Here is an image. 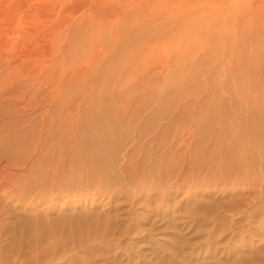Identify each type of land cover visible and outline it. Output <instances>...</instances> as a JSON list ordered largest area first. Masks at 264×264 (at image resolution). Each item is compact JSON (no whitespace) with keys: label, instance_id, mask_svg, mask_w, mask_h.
<instances>
[{"label":"rangeland","instance_id":"rangeland-1","mask_svg":"<svg viewBox=\"0 0 264 264\" xmlns=\"http://www.w3.org/2000/svg\"><path fill=\"white\" fill-rule=\"evenodd\" d=\"M263 141L264 0H0V264H264ZM232 188L236 237L204 203ZM161 189L182 203L149 230Z\"/></svg>","mask_w":264,"mask_h":264},{"label":"bare ground","instance_id":"bare-ground-1","mask_svg":"<svg viewBox=\"0 0 264 264\" xmlns=\"http://www.w3.org/2000/svg\"><path fill=\"white\" fill-rule=\"evenodd\" d=\"M89 135H91V134H89ZM97 135V134H96ZM98 135H100V133L98 134ZM89 138V137H88ZM102 138H104V137H102ZM107 138H112V136L110 135L109 137H107L106 136V140H108ZM98 139H100L101 140V138H100V136H98ZM257 139H259V138H257ZM103 140V139H102ZM105 140V139H104ZM105 140V141H106ZM112 140V139H111ZM83 141V140H82ZM91 141V140H90ZM110 141V140H109ZM258 142H259V140H258ZM264 142V141H263ZM104 143V142H103ZM107 143H108V141H107ZM106 143V144H107ZM110 143V142H109ZM83 144V143H82ZM99 143H97V145H98ZM257 144V143H256ZM94 145H96V144H94ZM104 146H106L105 145V143L103 144ZM255 145V144H254ZM264 145V144H263ZM109 146V145H108ZM107 146V147H108ZM257 146V145H256ZM91 147V146H90ZM90 147H88V148H90ZM110 147H112V146H110ZM109 147V148H110ZM98 148V147H97ZM104 148V147H103ZM112 148H114V147H112ZM111 148V149H112ZM253 148V147H252ZM258 148V147H257ZM100 149V148H99ZM82 150V149H81ZM87 150V149H86ZM92 150V152H91V155H92V157H90V158H94V159H96L97 160V162H102V160H104V159H106V158H104L103 156L104 155H100L101 153H99L100 151H96L95 149L93 150V149H91ZM264 150V149H263ZM260 151V150H259ZM240 152V151H239ZM261 152V151H260ZM264 152V151H263ZM82 153V152H81ZM240 154H241V152H240ZM251 154V153H250ZM256 154V153H255ZM105 155H107V154H105ZM259 155H261L260 153H259ZM108 156V155H107ZM110 156V155H109ZM112 156V155H111ZM244 157V156H243ZM87 158V157H86ZM89 158V159H90ZM111 158H113V157H111ZM115 158V157H114ZM50 159L52 160V157H50ZM259 161H261L262 162V165H261V163H259L260 165H261V169H260V167H259V170H258V172L261 170V172H262V174L264 175V154H263V156L262 157H260L259 156ZM59 160V159H58ZM61 160V159H60ZM109 160H111V159H109ZM108 160V161H109ZM90 161V160H89ZM107 161V160H106ZM112 161V160H111ZM258 161V162H259ZM61 162V161H60ZM113 162V161H112ZM257 162V163H258ZM91 163V162H90ZM241 163V162H240ZM35 164H36V162H35ZM62 164V163H61ZM101 164V163H100ZM258 164V165H259ZM63 165V164H62ZM61 165V166H62ZM99 165V164H98ZM245 165V164H244ZM31 166H33V165H31ZM95 166H97V165H95ZM257 166V165H256ZM34 167V166H33ZM48 167V166H47ZM35 168H37V167H35ZM50 168V167H49ZM99 168H101V166H99ZM113 168V167H112ZM241 168V167H240ZM31 169V168H30ZM33 169V168H32ZM39 169V168H38ZM48 169V168H47ZM47 169H45L46 170V174H45V176H49L51 173L52 174H55V173H57L58 171H59V169H58V167L56 168V169H52L51 170V172H49L50 171V169H49V171H47ZM182 169V168H181ZM180 169V170H181ZM62 170V169H61ZM60 170V171H61ZM108 170V169H107ZM233 170V169H232ZM99 171V170H98ZM247 171V170H246ZM34 172V171H33ZM35 172H38V171H35ZM39 172H40V170H39ZM61 172H63V171H61ZM105 172V171H104ZM180 172V171H179ZM248 172V171H247ZM32 173V172H31ZM181 173V172H180ZM33 174V173H32ZM39 174V173H38ZM42 174V173H41ZM44 175V174H43ZM179 175V174H178ZM183 175H184V173H183ZM182 174H180L179 176H183ZM263 175H261V176H263ZM113 176V175H112ZM46 177V178H47ZM178 178H180V177H178ZM188 178V177H187ZM264 178V177H263ZM39 176L38 175H35L34 176V178H32V184L34 185V186H37L36 185V182L37 183H39ZM176 180L178 181V179H175V181H173L172 183H171V185L169 186L170 188H172V191H174V193H177V192H179L186 184H185V182H186V180L184 181V177L182 178V179H180L177 183H176ZM191 180V179H190ZM189 180V181H190ZM169 183V184H170ZM175 183V184H174ZM187 183V182H186ZM262 183V182H261ZM39 185H40V183H39ZM56 184H54V186H55ZM208 185V184H207ZM167 186V185H166ZM204 186V185H203ZM56 187V186H55ZM193 187V186H192ZM191 186H190V184L189 185H187V188H186V190L184 191V194H183V197L186 199V200H194L193 198L195 197V195L196 194H199V193H197L196 192V194H195V190H193L194 188H192ZM243 187V186H242ZM192 188V189H191ZM207 188V187H206ZM244 188V187H243ZM249 188V187H248ZM174 189V190H173ZM196 189V188H195ZM245 189V188H244ZM247 189V188H246ZM250 189V188H249ZM252 189V188H251ZM150 190V189H149ZM157 190V189H156ZM161 190H163V189H161ZM198 190V189H197ZM158 191V190H157ZM156 191V192H157ZM208 191V190H207ZM239 190L238 189H236V188H232V189H230L227 193L225 192V196H230V198L228 199V200H221V201H219L218 199V201L214 198V197H210V199H208V201L206 202V199H205V201H204V203H206V207L205 208H207L208 210H211V212H209V214L211 215L212 213L213 214H215V215H217V216H214L213 214L210 216L211 217V220H212V222H213V225H212V230H217L218 229V231H219V229H225V225H226V231H228L229 233L228 234H230L231 236H234V234H235V232H236V230H235V232H234V230H233V228H232V226H235L236 224H231V225H228V224H225V219H226V215L224 216L223 214H222V216H220L219 214H220V212H222V213H232V214H234V213H242L243 214V212H242V210L244 209H242L241 208V204H244V205H246V204H248L249 203V197L248 196H250V195H248L247 197H246V195H244V196H242V195H240V193L243 191V190H241L240 191V193L238 192ZM246 191V190H245ZM142 192V191H141ZM159 192H161V191H159ZM158 192V193H159ZM206 192V191H205ZM204 192V193H205ZM239 194H238V193ZM244 192V191H243ZM248 192V191H247ZM154 193V192H153ZM203 193V194H204ZM238 194L237 196H235V194ZM152 194V192H148L147 191V195L146 196H142V193L140 194V195H138V197H135V198H132L131 197V199H129L128 201H127V203H128V205H129V208L127 209V211H126V214H128V217L126 216V214L123 216L124 218H125V216H126V218H125V221H127L126 219L128 218V221L130 220L131 222H132V220H133V223H134V225L132 226V227H135L138 231H141V230H144V229H142L141 227H140V224H139V221L137 220L138 218L137 217H139V216H136V215H139V213L137 214V212L135 211L134 212V209L132 208V206L133 205H135V203L137 204V203H139V205H141L142 204V206H140V207H143V205H144V208H145V206H147L148 207V204L151 202V200H152V198H151V195ZM195 194V195H194ZM207 194V193H206ZM209 194V193H208ZM245 194H247L246 192H245ZM251 194V193H250ZM262 194H263V192H262ZM192 195L194 196V197H192ZM256 195V194H255ZM136 196V195H135ZM207 196V195H206ZM224 197V196H223ZM254 197H256L257 199H258V204H257V202H256V204H257V206L255 205L254 206V208L252 207V209L250 208V204L251 203H249L248 204V209L250 208V210H243L245 213L244 214H246L245 215V217H246V219H245V221L246 220H253V222H254V217H256V216H260V219H258V217H257V219L259 220V223H257L258 224V227H256L258 230H257V233H255L256 235L260 232V231H262V230H264V196L263 195H261V194H258L257 196H254ZM195 198H197V197H195ZM200 198V197H199ZM198 198V199H199ZM227 198V197H226ZM250 198H251V196H250ZM198 199H197V203H195L194 204V202L195 201H191V203H190V201H189V204H192V202H193V204L192 205H196L197 204V207H198V205L201 207V206H203L204 207V205H202L201 203H202V198H201V202H199L198 201ZM252 199H254V198H252ZM113 200V199H112ZM115 200V199H114ZM175 199H174V196L168 191V190H163L162 191V193H161V195H160V198L158 199V200H156L157 202H155V207L153 208V209H151V212L153 213V218L152 217H150V222L148 221V223H149V230H150V228H153L155 225H156V223H157V221H160L161 219H163L164 218V216H165V214L168 212V210L169 209H172L173 207H175V206H179L181 203H182V201H181V203L179 202L180 201V199H178V200H176V201H174ZM183 200V199H182ZM196 200V199H195ZM247 200H249V201H247ZM109 202V201H108ZM110 202H112V201H110ZM109 202V203H110ZM185 202V201H184ZM250 202H252V201H250ZM254 202V201H253ZM255 202H254V204H255ZM124 203V202H123ZM185 204H188V201H187V203L185 202ZM253 204V205H254ZM127 205V206H128ZM191 205V206H192ZM244 205L242 206V207H244ZM181 206V205H180ZM189 207L188 208V206H185V207H187V209L185 208L184 209V211H183V213H185V211L187 212V210L188 209H190L188 212H190V211H192L191 213H195L196 211L197 212H200V213H202V214H200L199 215V213H195V215L196 214H198L199 215V217H202V218H204V219H207L206 218V215L205 214H203V212L202 211H200L201 210V208H203V207H201V208H199L198 207V210H197V207L195 208V210L194 209H191V208H194V207ZM183 208H184V206H183ZM180 210V209H179ZM182 210V209H181ZM149 211H150V208H149ZM148 211V212H149ZM170 211V210H169ZM172 212H173V210H171ZM230 211V212H229ZM116 212H117V210H116ZM114 213V212H113ZM136 213V214H135ZM142 213V212H141ZM174 213H176V212H174ZM190 213V214H191ZM194 213H193V216H195L194 215ZM119 214V213H118ZM118 214H117V216H118ZM123 214V213H122ZM178 214V213H177ZM188 213H186V214H184V215H187ZM190 214H188V216L190 215ZM241 214V215H242ZM258 214V215H257ZM260 214V215H259ZM120 215V214H119ZM145 215H147V214H145ZM151 215V214H150ZM149 216V215H148ZM187 216V217H188ZM191 216V215H190ZM176 217V216H175ZM208 217V216H207ZM209 217V218H210ZM238 217V216H237ZM148 218V217H147ZM177 218H179L180 219V217H177ZM186 218V217H185ZM201 218V219H202ZM228 218V217H227ZM109 219V218H108ZM146 219V218H145ZM192 219H193V217H192ZM229 219H230V217H229ZM257 219H256V222H257ZM147 220V219H146ZM170 220V222L172 221V219H169ZM199 220H200V218H199ZM208 220V219H207ZM104 221V220H103ZM110 221V220H109ZM120 221V220H119ZM179 221V220H178ZM183 221H185V220H182V222ZM193 221H194V223H195V219H193ZM228 221H230V220H227L226 222H228ZM247 221V222H248ZM146 222V221H145ZM142 223H144V222H142ZM197 223H199V222H197ZM203 223V222H202ZM205 223V222H204ZM169 224V223H168ZM173 225H175V223H172ZM172 224H170L171 226H172ZM187 223L185 222V225H186ZM189 224V223H188ZM191 224V223H190ZM205 224H207V223H205ZM204 224V225H205ZM248 224V223H247ZM126 225V224H125ZM108 227H113V225L111 226V225H109V222H108V225H107ZM124 226V225H123ZM122 226V227H123ZM196 226H198V224L196 225ZM203 226V225H202ZM206 226V225H205ZM205 226H203V228L205 227ZM128 227V225H126L124 228H127ZM131 227V228H132ZM175 226H173V228H174ZM186 227V226H185ZM185 227H184V229H185ZM198 227H200V226H198ZM140 228H141V230H140ZM169 228V227H168ZM175 228H177V225H176V227ZM211 228H209V229H211ZM236 228V227H235ZM106 229H107V227H106ZM112 229V228H111ZM128 229V228H127ZM155 229V228H154ZM183 229V230H184ZM200 229V228H199ZM173 230V229H172ZM201 230H204V229H201ZM239 230V229H238ZM105 231V230H104ZM107 231H109V228H108V230ZM114 231V230H113ZM116 231V230H115ZM114 231V232H115ZM126 231V230H125ZM175 231V230H174ZM178 231V230H177ZM112 232V231H111ZM118 232V231H117ZM116 232V233H117ZM200 231H198V233H199ZM225 232V231H224ZM178 233V232H177ZM263 233V232H262ZM114 234V233H113ZM127 234V233H126ZM184 234V233H183ZM117 235V234H116ZM119 236H121V234L119 233L118 234ZM180 235V234H179ZM229 236V235H228ZM227 236V237H228ZM229 237V238H227V241H229L230 240V238H233V237ZM234 237H236V236H234ZM209 238H210V236H209ZM250 238V237H249ZM142 239V238H141ZM180 239V238H179ZM130 240V239H129ZM143 240V239H142ZM187 239H184L183 241H186ZM132 241V240H131ZM144 241V240H143ZM142 241V242H143ZM175 241V240H174ZM178 241V240H177ZM182 241V240H181ZM188 241V240H187ZM250 241V240H249ZM173 242V241H172ZM179 242V241H178ZM177 242V243H178ZM190 242V241H189ZM203 242H204V240H203ZM246 238H245V236L244 235H241V238H240V240H239V242L238 243H240L241 244V246L242 247H244V245L246 246ZM252 242V241H251ZM133 243V242H132ZM138 243V242H137ZM144 243V242H143ZM182 243V242H181ZM186 243V242H185ZM184 243V244H185ZM199 243V242H198ZM201 243V242H200ZM211 243V242H210ZM229 243V242H228ZM178 244H180V242L178 243ZM183 244V243H182ZM195 244V243H194ZM202 244V243H201ZM207 244H209V241H208V243ZM236 244V243H235ZM248 244V243H247ZM133 245V244H132ZM174 245H175V243H174ZM173 245V246H174ZM187 245V244H186ZM249 245H251V244H249ZM134 246V245H133ZM138 246H139V244H138ZM197 246V245H196ZM200 246V245H199ZM203 246H204V244H203ZM209 246V245H208ZM233 246H234V243H233ZM232 246V247H233ZM236 246V245H235ZM238 246V245H237ZM237 246H236V249H237ZM240 246V245H239ZM238 246V247H239ZM241 246H240V248H241ZM141 247H143V246H141ZM192 247V246H191ZM226 247H229V245H227V242H226V246L224 247V248H226ZM131 248V247H130ZM187 248V247H186ZM132 249V248H131ZM141 249V248H140ZM145 249V248H144ZM205 249V248H204ZM227 249H232V248H227ZM146 250V249H145ZM165 250V249H164ZM169 250V249H168ZM190 250V249H189ZM201 250V249H200ZM207 250V249H206ZM214 250V249H213ZM233 250V249H232ZM170 251V250H169ZM176 251V250H175ZM178 251V250H177ZM181 251H182V249H181ZM191 251H192V249H191ZM190 251V252H191ZM235 252L237 251V250H234ZM143 252H145V251H143ZM141 253V252H139L141 255L143 254V255H145L144 253ZM172 253H173V251H171ZM179 252V251H178ZM229 252V251H228ZM124 253V252H123ZM194 253V252H193ZM204 253V252H203ZM210 253V252H209ZM226 253V252H225ZM259 253V252H258ZM140 254H138V255H140ZM156 254V253H155ZM170 254V253H169ZM190 254V253H189ZM195 254V253H194ZM140 255V256H141ZM142 255V256H143ZM147 255V254H146ZM171 255V254H170ZM254 255V254H253ZM130 256V255H129ZM136 256H137V254H136ZM173 256V255H172ZM193 256V255H192ZM138 257V256H137ZM184 257V256H183ZM210 257V256H209ZM140 258V257H139ZM143 258H146V257H144L143 256ZM156 258V257H155ZM237 258V257H236ZM134 259V258H133ZM131 260H132V257H131ZM156 260V259H155ZM158 261V260H157ZM87 262V261H86ZM90 262V261H89ZM131 262H133V261H131ZM152 262V261H151ZM70 263V262H69ZM85 263V262H84ZM151 264V263H150ZM156 264H157V262H156ZM187 264V263H186Z\"/></svg>","mask_w":264,"mask_h":264}]
</instances>
